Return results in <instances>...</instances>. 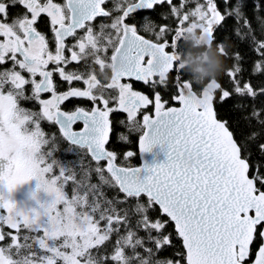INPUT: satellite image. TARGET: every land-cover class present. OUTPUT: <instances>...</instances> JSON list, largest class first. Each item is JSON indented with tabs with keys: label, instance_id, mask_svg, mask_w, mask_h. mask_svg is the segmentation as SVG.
Wrapping results in <instances>:
<instances>
[{
	"label": "snow or ice",
	"instance_id": "6c2138e0",
	"mask_svg": "<svg viewBox=\"0 0 264 264\" xmlns=\"http://www.w3.org/2000/svg\"><path fill=\"white\" fill-rule=\"evenodd\" d=\"M165 3L179 17L180 9L173 0H117L119 14L114 17L104 7L106 0H65L63 4L0 0V37L4 38L0 65H12L0 71V161L5 162L0 164V209L7 211L0 215V242L7 245L0 247V264H264V103H260L264 85L241 83L237 63L227 72L230 89L211 79L204 82L202 95L194 92L197 82L181 66L178 48L182 30L189 26L177 28L169 36L171 29L166 24L157 26L144 17L140 28L154 34L155 39L150 40L139 34L133 22V14L151 12ZM220 3L222 8L217 0L197 3L180 24L190 15L198 18L200 23L192 26L210 37L212 45L214 31L229 19L238 22V35L241 31L251 35L249 0ZM17 6L22 12L10 17L9 9ZM256 8V19L264 29V0ZM42 14L48 18L44 22L53 34L54 52L38 30ZM97 17L112 18L107 27L108 40L116 37L112 47L107 41L101 49L92 27H86ZM78 29H85L86 37L68 47L66 41L75 38ZM218 51L226 54L223 46ZM256 51L264 56V40L257 43ZM89 57L105 72L111 65L110 82H102L94 71L86 75L66 71L70 63ZM236 59L240 60L239 54ZM50 65L55 67L50 69ZM254 71L264 74V60L256 63ZM173 72L175 92L169 91L165 99L157 89L168 88ZM57 74L68 85L66 90L58 87ZM125 78L143 83L152 94L134 90L132 83H121ZM79 81L87 87L72 86ZM6 85L10 90H5ZM26 86L31 88V96L25 95ZM108 90H118V96H106ZM217 93L221 103L235 94L254 105L247 117V133L238 134L230 121L218 116L214 107ZM42 94H51V98L44 99ZM18 98L40 105L38 112L24 109L26 131L13 123L20 108ZM73 99H86L92 107L62 108ZM170 101L181 107H166ZM149 106L154 116L142 112ZM116 112L127 114L130 128L143 129L141 153L155 146L166 150L164 163L118 164V153L108 148L111 116ZM138 113H142V124ZM43 121L57 126L59 136L47 134ZM58 139L70 148L86 150L95 168L82 170L78 176L55 159ZM119 139L127 141L123 135ZM257 153L259 162L254 163L252 156ZM134 155L132 151L123 154L125 161ZM93 172L118 195L105 199L101 184L91 183ZM33 179L37 186L32 198L38 208L25 210L10 194ZM69 181L74 185L71 197L65 191ZM39 192L51 199L41 202ZM4 225L15 232L2 230ZM21 229L36 235L21 237ZM171 249L176 252L169 258ZM22 250L29 254L20 260L11 258L13 252ZM102 251L104 255H100Z\"/></svg>",
	"mask_w": 264,
	"mask_h": 264
},
{
	"label": "trees",
	"instance_id": "16d2710c",
	"mask_svg": "<svg viewBox=\"0 0 264 264\" xmlns=\"http://www.w3.org/2000/svg\"><path fill=\"white\" fill-rule=\"evenodd\" d=\"M199 2L204 3L205 0H185L184 7L187 8V10L189 9L194 10L196 4ZM217 2H218V6L222 8L223 5L220 3V0H217ZM173 3L176 5V7L181 6L180 0H173ZM107 4L109 11L113 13V17H114L115 2H113V0H108ZM259 4H261V0H249V8L247 9V15L249 16L252 22L251 35L247 34L246 31H241L240 34L238 35L237 34L238 22L235 21L234 19H229L225 26H222L218 30L214 31L213 45L212 42H210L208 45L197 44L195 46L193 45L192 42H187V40H183L178 45L181 58L185 62L184 71L189 75L190 79H192L194 82H197V84H195L193 88V90L197 94H201L203 86H206L204 82L209 80L207 79L208 73L206 71L208 69L209 58L210 55L216 53L221 57L223 61V70L219 74V76L216 77V79L217 82L221 83V85L224 88L226 89L231 88V83L227 76V72L230 69L234 68L237 65V63H239V66L241 68V72L239 73V79L241 80V83L247 82L253 85H264V74H260L254 71V67L256 63L258 61L264 60V56H261V54L256 51L257 43L261 40H264V29H262L259 21L256 19V15H257L256 5ZM138 16L148 17L157 26H162L166 24L169 27V29H171L170 27L175 26V22H173V20L170 19V16H173L171 12V7L166 3L157 6L155 10L151 12L149 11L141 12ZM144 17L142 18V21ZM99 22H103L104 27L107 28L108 25L110 24L109 22H112V18L104 17V19H101ZM108 30L109 29L107 28L105 32H108ZM145 33L149 34V37H151L152 39H155V36L152 32H145ZM253 36L255 37V39L252 38ZM106 40L107 38L104 39V37H102V41L105 42ZM112 42L113 41H110L111 44L109 43L107 46L112 47L114 44ZM220 46H223L225 48L226 54L219 53L218 48ZM110 50L112 49L110 48ZM110 52L108 53L110 54ZM237 54H239L240 56L239 61H237L236 59ZM70 69L71 68L68 67L66 68V71L70 72ZM74 70H79L80 72H83L85 70V65L76 64ZM77 74L86 75L88 73H77ZM98 74L99 76L102 77L101 78L102 82H108V79L105 80V76H103L104 73H98ZM175 75H176L175 73H172L170 76L168 92L169 91H172L173 93L175 92V89L173 87L175 81ZM57 85L60 88V90H66L68 88V85L66 83L60 81L59 76L57 80ZM72 86L81 89L86 87L85 85L82 84V81L73 82ZM5 90L6 91L10 90V86L6 85ZM110 91L116 93L115 90H110ZM106 94L108 93L106 92ZM25 95L31 96L30 87L26 86ZM107 96H109V94ZM218 96L219 93H217V99L214 103L218 116L221 119L230 121L232 124V128L236 129L238 134L247 133L249 131V128L247 127L246 121L248 115L250 114L249 110L254 105L249 104L245 98L238 97L235 94H233L232 98L227 99L223 103L219 101ZM33 103H37V101L18 98V106L20 107L19 109L22 111L25 109L26 111H30V112H38L40 108H38V106L36 108L33 107ZM173 103L174 101H170V105H172ZM260 103H264V100L260 101ZM74 106L91 108L92 105L91 102L86 99H73L70 103H66L62 105V108L67 110ZM111 119L113 120V131L110 135V142L108 148L110 150H115L118 153L119 165L126 167L138 166L140 164V158L138 153V140L142 135L143 129L130 128L129 127L130 122L128 121L126 113L116 112L111 116ZM137 120L140 121L142 124L141 115L137 116ZM41 126L47 134L49 135L55 134L57 137L59 136L57 126L52 125L47 121H43ZM121 135L126 136L127 141L120 140L119 137ZM57 144H58V150L54 154L55 159H57L62 164H65L68 167L73 168L78 173V176H82L83 174L82 170L95 168L96 166L95 162L91 160V157L86 153V150L82 151L76 148H70L71 147L70 145H68L66 142L60 139H58ZM127 151H132L135 153V155L129 158L127 161H125L123 154ZM259 156H260L259 153L252 156V160L254 163L259 162ZM57 174H58V169H57ZM91 183L101 184L99 177L96 176L94 172L91 177ZM73 189H74V185L72 184L71 181H69V183L65 185V191L68 193L69 197H71ZM101 190L104 193L105 199H112L113 197H116L118 195L116 189L108 187L107 185L101 184ZM120 195L122 196V194ZM58 207L62 210L63 205H60ZM97 218H98V214H97ZM100 226L101 227L104 226L103 221H101ZM2 230L13 231V233L15 232V230L8 229L6 225H4ZM170 231H174V229H170ZM20 235L21 237H23L24 235H36V234L29 233L27 230L21 229ZM115 239L116 237L114 236L112 239L113 244L115 242ZM10 242L11 241L9 239L7 243ZM29 243H31V241H29ZM6 246H7L6 242H0V247L6 248ZM175 252L176 249H171L167 254L168 257L170 258L171 256H174ZM28 254L29 253L27 250H22L20 254H16L15 252H13L11 254V258L13 260H20L23 259V257ZM96 254H97L96 251L93 250V255ZM104 254L105 252L103 251L100 252V255H104ZM108 254H110V249L108 250Z\"/></svg>",
	"mask_w": 264,
	"mask_h": 264
},
{
	"label": "flooded vegetation",
	"instance_id": "af4514ba",
	"mask_svg": "<svg viewBox=\"0 0 264 264\" xmlns=\"http://www.w3.org/2000/svg\"><path fill=\"white\" fill-rule=\"evenodd\" d=\"M184 1L185 0H180V4H182ZM54 2L63 4L65 2V0H54ZM107 2H108V0L106 1V4L104 5V7L106 8V10H109L108 7H107L108 6ZM113 2H115V5H116L117 0H113ZM21 12H22V9H20L19 6L15 7V8H10L9 9V15L12 18L16 17ZM114 12H115V15H118L119 14L118 12H116V10H114ZM143 12H147V11H143ZM143 17L144 16H138L136 14H133V22L137 23L138 30H139V34L145 36L146 39L154 40L151 37H149V34L145 33L140 28V22L142 21V18ZM47 19L48 18L46 17V15L45 14H42V16L40 18V21H39L40 27L38 28V30L42 34H44L46 36V38L49 41V50L54 52L55 51V47H54L53 34L51 33L50 27L48 26V24H46L44 22ZM101 19H104V17H97L96 20L91 21V22H88V24L86 25V27L87 26H91L92 27L93 33L95 34V39L98 42H100V46L102 47L101 49H103L104 43H107V41H108V44L110 43V41H113L112 43L115 44L116 43V37L115 36H112L111 37L112 40H110V41L108 39L105 42L102 41V37H99V34H100L101 30L104 32V28L105 29H107V28L106 27L101 28V25H103V22H99ZM170 19H172L173 22H175V26L170 27L171 28V32H169V34H168L169 36H172V35H174V32H175V30L177 28H183V27H185V25H186L185 23L186 22L184 24H180V19H182V16H179L178 17V16L173 15V16H170ZM109 23L111 24L112 22H109ZM109 31H110V29L108 30V32H106L108 37L110 35ZM181 34L183 35V40H187V42H192L193 45L196 46L198 44L199 38H200V36H201L202 33L200 34V33L195 32V33H193V35H187L182 30V33ZM85 35H87L85 29H78L77 30V34H76V37L75 38H68V40L66 41V45L69 47L72 43H75L74 41L78 40L79 38L85 37ZM0 42H4V38L0 37ZM110 51L112 52V50H110V48H109V51L108 52H110ZM111 52H110V54L108 53L109 54V55H107L108 58H110ZM65 55L66 56H69L70 53L66 51L65 52ZM181 63H182V67L184 68L185 67V62L182 60V58H181ZM76 64L85 65V70L83 72H80L79 70H74V67H75ZM11 67H12L11 62H8L6 65H0V71H3L5 69H10ZM49 67L51 69V68H53L55 66L50 65ZM68 67L71 68L70 69V72H75V73H89V72H93L94 71L97 74V76H98L99 79H101L102 77L99 76L98 73H104L103 76H105V80L108 79V82H110V76H111V70L110 69H111V65H108V68L109 69L107 70V72H105L104 69H101L100 70V68H99L98 65H94L93 64V60H92L91 57L87 58L86 60H82L80 63L72 62V63H70L69 65L66 66V68H68ZM173 73H175V72H173ZM22 74L25 75L26 78H30L27 73L22 72ZM57 80H58V74L55 76L56 83H57ZM121 83H132L133 84V87H134V90H139V91H141V92H143L145 94H149V95L152 94L151 89H149L148 86L144 85L141 82H134V81H131V80L125 78V79H123L121 81ZM82 84H83V82H82ZM168 88H169V86H168ZM168 88L161 87V88L157 89V90L161 91L162 94L165 95V99H168V95H167ZM115 91H116V93L118 92V90H115ZM42 96H43V98H45L47 96H51V94H42ZM176 104L177 103L174 101V103L172 105H170V103H169L168 105H166V107H170V106H173V105H176ZM37 106H38V108H40V105L38 104V102L37 103H33V107L36 108ZM111 106L112 107H116V104L113 103V104H111ZM143 111H146L147 114L152 115L154 109H153L152 106H149V108L147 110H142V112ZM139 115H141V119H142V113H138L137 114V116H139ZM77 127H79V125Z\"/></svg>",
	"mask_w": 264,
	"mask_h": 264
},
{
	"label": "rangeland",
	"instance_id": "374dc122",
	"mask_svg": "<svg viewBox=\"0 0 264 264\" xmlns=\"http://www.w3.org/2000/svg\"><path fill=\"white\" fill-rule=\"evenodd\" d=\"M199 3H202V2H199ZM183 4H184V2H183ZM177 8L180 9L179 16H182V17L185 13L190 14L193 11L191 9L187 10V8L181 7V6H178ZM193 23L199 24L200 21L198 18L192 17L190 15L189 20L186 21V23H185L186 24L185 27H188V26L189 27L186 29H183V32L186 33L187 35H193V33H195V32L201 34L202 32L199 28L192 26ZM105 31H106L105 28H104V32L101 30L99 37H104V39L105 38L108 39L107 33ZM85 37H86V35H85ZM74 42L75 43H72L69 47L76 44L77 40ZM83 89L84 88H82V90ZM107 93L112 98H115L118 96V92L114 93V92H111L109 90V92L107 91ZM108 94H106V96ZM50 98H51V96H47L44 99H50ZM25 117H26L25 111L24 110L22 111L19 109L16 112L15 116L13 117V123L20 125L22 127V129L26 131L27 125L22 124V121H24ZM3 163H5V162L0 161V164H3ZM36 186H37V181L35 179L28 181L22 185H18L17 188L10 194L11 198L14 200V202L17 204L18 207L23 208L25 210H30L31 208H38L36 200L32 198V193L36 191ZM37 199H39L41 202H45V201H49L51 199V197L44 192H39V193H37ZM0 215H7V211L4 209H0Z\"/></svg>",
	"mask_w": 264,
	"mask_h": 264
},
{
	"label": "water",
	"instance_id": "95a60500",
	"mask_svg": "<svg viewBox=\"0 0 264 264\" xmlns=\"http://www.w3.org/2000/svg\"><path fill=\"white\" fill-rule=\"evenodd\" d=\"M210 41H211V38L202 32V34L199 38L198 44L199 45H203V44L208 45L210 43ZM181 66H182V63H181ZM198 95H202V92H201V94H198ZM175 102L177 104L170 106V107H181L179 102H177V101H175ZM214 107H215V104H214ZM152 115L154 116V111H153ZM138 153H139V158H140V164L138 166H131V167H140V166H143L144 164L152 166V165L164 163L166 161V150H162L160 148V146H155L152 148L151 151L141 153L139 150V140H138ZM123 167H126V166H123ZM253 259H254V257H253Z\"/></svg>",
	"mask_w": 264,
	"mask_h": 264
},
{
	"label": "clouds",
	"instance_id": "9594fccd",
	"mask_svg": "<svg viewBox=\"0 0 264 264\" xmlns=\"http://www.w3.org/2000/svg\"><path fill=\"white\" fill-rule=\"evenodd\" d=\"M223 70V61L221 57L216 53L210 55L208 62V69L206 70L208 75L207 79H216Z\"/></svg>",
	"mask_w": 264,
	"mask_h": 264
}]
</instances>
